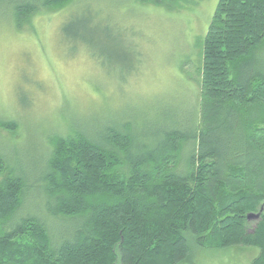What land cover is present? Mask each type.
I'll return each instance as SVG.
<instances>
[{
	"label": "trees",
	"instance_id": "16d2710c",
	"mask_svg": "<svg viewBox=\"0 0 264 264\" xmlns=\"http://www.w3.org/2000/svg\"><path fill=\"white\" fill-rule=\"evenodd\" d=\"M1 1L17 29L29 15L71 2ZM73 15L63 38L98 49L93 58L110 66L112 31ZM262 51L264 0H219L202 43L192 119L126 111L96 119L97 130L71 120L48 137V152L28 141L15 168L0 151V264H183L191 242L257 249L252 264H264ZM0 128L16 135L19 126L0 119ZM262 209L249 232L247 216Z\"/></svg>",
	"mask_w": 264,
	"mask_h": 264
},
{
	"label": "rangeland",
	"instance_id": "374dc122",
	"mask_svg": "<svg viewBox=\"0 0 264 264\" xmlns=\"http://www.w3.org/2000/svg\"><path fill=\"white\" fill-rule=\"evenodd\" d=\"M218 2L177 0L160 7L136 0H71L62 10L27 16L18 29L10 11L0 8V119L19 126L16 135L0 128V151L9 166L24 162L19 155L29 142L48 152V137L66 132L71 120L97 130L98 118L111 120L126 111L151 121L160 115L170 116L169 123L192 119L201 92L202 43ZM72 14L112 31L117 40L110 44L116 51L110 66L93 58L98 49L92 54L84 42L63 38L62 24ZM119 56L127 63L118 64ZM259 57L264 59V51ZM259 220L249 221V232ZM258 252L205 250L191 242L183 264H252Z\"/></svg>",
	"mask_w": 264,
	"mask_h": 264
},
{
	"label": "water",
	"instance_id": "95a60500",
	"mask_svg": "<svg viewBox=\"0 0 264 264\" xmlns=\"http://www.w3.org/2000/svg\"><path fill=\"white\" fill-rule=\"evenodd\" d=\"M262 212H263V209L261 210V212H259L257 214H253V213L249 214L247 216L248 222L251 221V220H259L261 218Z\"/></svg>",
	"mask_w": 264,
	"mask_h": 264
}]
</instances>
